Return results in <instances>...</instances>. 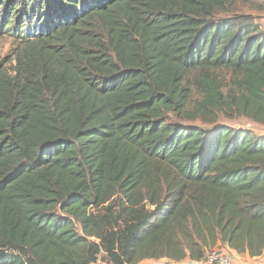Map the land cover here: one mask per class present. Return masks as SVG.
<instances>
[{
	"label": "trees",
	"instance_id": "1",
	"mask_svg": "<svg viewBox=\"0 0 264 264\" xmlns=\"http://www.w3.org/2000/svg\"><path fill=\"white\" fill-rule=\"evenodd\" d=\"M0 36V264L264 254V135L170 121L264 126L259 0H0Z\"/></svg>",
	"mask_w": 264,
	"mask_h": 264
},
{
	"label": "rangeland",
	"instance_id": "2",
	"mask_svg": "<svg viewBox=\"0 0 264 264\" xmlns=\"http://www.w3.org/2000/svg\"><path fill=\"white\" fill-rule=\"evenodd\" d=\"M260 2V6L264 7V0H259ZM242 13H245V14H248V13H252V14H262V11L258 10V9H252V8H245L244 11ZM228 14H231V13H228ZM228 14H224L223 16H226ZM15 43L13 41V39L9 36H0V55L2 57H5L7 55H9V52L10 50L13 49ZM171 122H175L177 124H182L186 127H190L191 126H198V127H201L203 129H205L208 134H210L211 132H214L215 129L220 126V125H223V124H227L229 126L233 125L234 127H239V126H242V127H245V128H248L249 123L247 120H245L244 118H236V119H227L223 116L220 117L219 121L215 124H205L203 123L202 121H200L199 119H196V120H181L175 116H171V119H170ZM251 128L257 133V134H262L263 132L261 131L260 127L257 126V124H251ZM103 262L101 261H98L96 264H102Z\"/></svg>",
	"mask_w": 264,
	"mask_h": 264
},
{
	"label": "crops",
	"instance_id": "3",
	"mask_svg": "<svg viewBox=\"0 0 264 264\" xmlns=\"http://www.w3.org/2000/svg\"><path fill=\"white\" fill-rule=\"evenodd\" d=\"M257 126H259L261 131L263 132L262 134H259V135H264V126L259 125V124H257ZM224 248H227L230 251L228 247H224ZM231 253L233 256V260L234 262H236V264H264V254L261 256L250 257L249 254L247 253H238L236 251L235 252L232 251ZM138 264H208V263H206L205 260L191 261L188 258L182 261H175V262L168 260L166 258H162V259H157V260L155 259V261L154 260H144Z\"/></svg>",
	"mask_w": 264,
	"mask_h": 264
},
{
	"label": "built area",
	"instance_id": "4",
	"mask_svg": "<svg viewBox=\"0 0 264 264\" xmlns=\"http://www.w3.org/2000/svg\"><path fill=\"white\" fill-rule=\"evenodd\" d=\"M251 124H249L248 128H251ZM230 251L224 247H216L214 248V250L208 252L206 257L202 260H205V262L208 264H236V262H234L233 260V256L231 253L232 251L231 252ZM98 261H101V260H98ZM97 262H95L94 264H96ZM103 264H106V263L103 262Z\"/></svg>",
	"mask_w": 264,
	"mask_h": 264
}]
</instances>
